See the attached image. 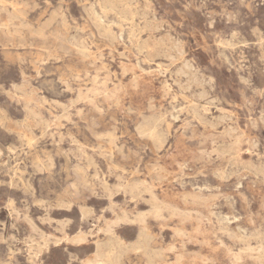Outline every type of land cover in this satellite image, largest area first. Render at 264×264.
Instances as JSON below:
<instances>
[{
  "label": "rangeland",
  "instance_id": "374dc122",
  "mask_svg": "<svg viewBox=\"0 0 264 264\" xmlns=\"http://www.w3.org/2000/svg\"><path fill=\"white\" fill-rule=\"evenodd\" d=\"M108 253L264 264V0H0V264Z\"/></svg>",
  "mask_w": 264,
  "mask_h": 264
},
{
  "label": "bare ground",
  "instance_id": "6f19581e",
  "mask_svg": "<svg viewBox=\"0 0 264 264\" xmlns=\"http://www.w3.org/2000/svg\"><path fill=\"white\" fill-rule=\"evenodd\" d=\"M150 137H154V134L153 133H151L150 134ZM136 172V171H135ZM159 210L157 209V212H158ZM107 233H110L109 231H107ZM110 235H111V233H110ZM73 241H75V240H73ZM110 242V241H109ZM103 243V242H102ZM106 243V242H105ZM110 243H112V242H110ZM101 245V244H100ZM97 247H98V244H97ZM138 248L140 247V246H137ZM99 248V247H98ZM108 248H109V246H108ZM137 248V249H138ZM148 248V247H147ZM100 249V248H99ZM139 250H140V248H139ZM163 250V249H162ZM142 251V250H141ZM140 251V252H141ZM143 253V252H142ZM147 256V255H146ZM160 256H163V255H161L160 254ZM113 257H114V254L112 255V254H110V253H108V256H106V257H104L103 255H101V254H97L96 256H95V258H94V260L92 261V264L94 263V262H98V263H102V264H120L117 260H116V263L112 260L113 259ZM235 258H237V257H235ZM234 258V259H235ZM160 259H162V257L160 258ZM163 260V259H162ZM238 261H239V259H238ZM163 262V261H162ZM237 262V261H236Z\"/></svg>",
  "mask_w": 264,
  "mask_h": 264
}]
</instances>
